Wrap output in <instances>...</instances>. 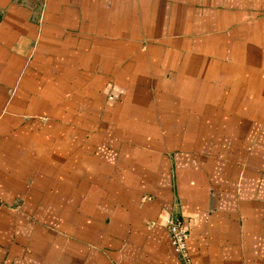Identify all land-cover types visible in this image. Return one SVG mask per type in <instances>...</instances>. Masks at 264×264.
I'll return each mask as SVG.
<instances>
[{
	"label": "crops",
	"instance_id": "1",
	"mask_svg": "<svg viewBox=\"0 0 264 264\" xmlns=\"http://www.w3.org/2000/svg\"><path fill=\"white\" fill-rule=\"evenodd\" d=\"M264 264V0H0V264Z\"/></svg>",
	"mask_w": 264,
	"mask_h": 264
},
{
	"label": "built area",
	"instance_id": "2",
	"mask_svg": "<svg viewBox=\"0 0 264 264\" xmlns=\"http://www.w3.org/2000/svg\"><path fill=\"white\" fill-rule=\"evenodd\" d=\"M167 231L170 247L180 264H193V260L188 251L190 233L187 225L185 223L168 220Z\"/></svg>",
	"mask_w": 264,
	"mask_h": 264
}]
</instances>
